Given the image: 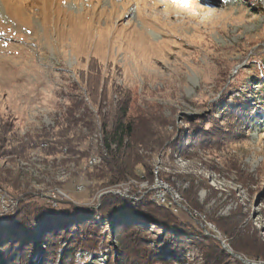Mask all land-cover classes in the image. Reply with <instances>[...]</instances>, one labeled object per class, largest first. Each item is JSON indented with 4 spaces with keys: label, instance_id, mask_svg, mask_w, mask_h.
Instances as JSON below:
<instances>
[{
    "label": "rangeland",
    "instance_id": "obj_1",
    "mask_svg": "<svg viewBox=\"0 0 264 264\" xmlns=\"http://www.w3.org/2000/svg\"><path fill=\"white\" fill-rule=\"evenodd\" d=\"M121 104L140 145L109 185L103 129ZM115 196L264 264L244 252L264 245V0H0V220L23 201L93 212ZM180 238L189 248L165 264L214 259L210 242Z\"/></svg>",
    "mask_w": 264,
    "mask_h": 264
},
{
    "label": "trees",
    "instance_id": "obj_2",
    "mask_svg": "<svg viewBox=\"0 0 264 264\" xmlns=\"http://www.w3.org/2000/svg\"><path fill=\"white\" fill-rule=\"evenodd\" d=\"M126 111V104H121L110 127L107 129L104 125L103 129L106 148L116 146L111 159L118 173L110 177L109 185L130 177V163H136L134 150L140 145L137 139L139 127L137 119H126ZM66 116L69 118L70 113L67 112ZM72 124L74 126L71 127ZM75 125L71 121L66 132L75 130ZM196 142L205 143L198 138ZM35 145L31 142L30 146ZM121 149H124L123 153ZM13 192L18 193L16 190ZM37 206L36 202L23 201L15 215L0 220V264H84L85 261L79 263L75 258L80 254L87 257L101 253L107 257L105 264H165L164 257L182 259L189 248L181 236H189L194 245L202 241L211 243L214 259L208 254L203 264H241L228 257L216 241L203 237L149 199L133 201L107 197L93 212L68 206H61L56 211ZM143 221L154 223L160 228L161 236L153 238L155 233L149 234L141 226ZM165 247L167 251H162ZM244 249L234 246L238 253ZM246 250L244 252L253 254L249 258L257 260L263 257L264 260V245Z\"/></svg>",
    "mask_w": 264,
    "mask_h": 264
},
{
    "label": "bare ground",
    "instance_id": "obj_3",
    "mask_svg": "<svg viewBox=\"0 0 264 264\" xmlns=\"http://www.w3.org/2000/svg\"><path fill=\"white\" fill-rule=\"evenodd\" d=\"M41 148V147H40ZM65 152V151H64ZM103 156V155H102ZM101 159V158H100ZM90 163V162H89ZM92 167H94L93 165H92ZM158 200H160L161 202H164V201H162L160 198L159 199H157V200H155L156 202H158ZM163 204V203H162ZM161 204V205H162Z\"/></svg>",
    "mask_w": 264,
    "mask_h": 264
},
{
    "label": "built area",
    "instance_id": "obj_4",
    "mask_svg": "<svg viewBox=\"0 0 264 264\" xmlns=\"http://www.w3.org/2000/svg\"><path fill=\"white\" fill-rule=\"evenodd\" d=\"M160 199H161L162 201H164V198H163V196H162V195L160 196Z\"/></svg>",
    "mask_w": 264,
    "mask_h": 264
}]
</instances>
